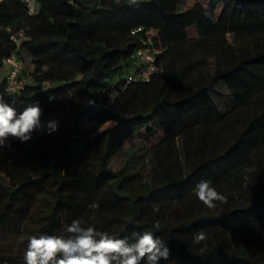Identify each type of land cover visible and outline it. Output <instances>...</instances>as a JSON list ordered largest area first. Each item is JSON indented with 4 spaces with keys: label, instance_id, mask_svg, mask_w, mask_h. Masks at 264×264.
<instances>
[{
    "label": "trees",
    "instance_id": "obj_1",
    "mask_svg": "<svg viewBox=\"0 0 264 264\" xmlns=\"http://www.w3.org/2000/svg\"><path fill=\"white\" fill-rule=\"evenodd\" d=\"M37 2L30 14L21 0H0V67L19 54L30 76L22 99H40L42 123L44 98L65 95L66 105L56 132L36 130L27 142L9 137L10 147L0 149V264H25L32 236H67L75 219L116 238L153 232L171 249L160 264H264V112L254 98L264 94V0H183L181 8L180 0ZM136 26L143 29L132 34ZM16 31L24 34L19 45ZM140 35L162 48V71L125 85ZM217 81L248 120L218 155L195 149L184 174L176 138H190L194 128L202 136L226 118L210 96ZM135 138L151 149L149 181L128 163L111 166ZM253 172L250 200L239 201L236 192ZM201 180L227 203L203 205L193 191ZM189 195L195 205L168 216L150 210ZM201 230L211 236L195 242Z\"/></svg>",
    "mask_w": 264,
    "mask_h": 264
},
{
    "label": "clouds",
    "instance_id": "obj_2",
    "mask_svg": "<svg viewBox=\"0 0 264 264\" xmlns=\"http://www.w3.org/2000/svg\"><path fill=\"white\" fill-rule=\"evenodd\" d=\"M7 93L13 97V103H7L0 93V149L10 147L9 137L27 142L36 130L43 132L46 128L48 134L58 130L57 120L42 125V110L38 102L29 103L18 114L14 106L18 95H13L10 89ZM55 99L52 95L48 97L49 103ZM20 102L23 104L22 100ZM193 191L208 209H215L216 202L227 203V197L218 192L209 180L199 181ZM89 208L96 210L99 205L92 203ZM83 223L81 219L73 220L66 227L67 236H32L24 253L25 264H160L171 255L167 243L151 231H133L130 237L116 238L94 227H84ZM153 227L158 229L159 221L154 222ZM195 239L205 240L206 233L201 230Z\"/></svg>",
    "mask_w": 264,
    "mask_h": 264
},
{
    "label": "rangeland",
    "instance_id": "obj_3",
    "mask_svg": "<svg viewBox=\"0 0 264 264\" xmlns=\"http://www.w3.org/2000/svg\"><path fill=\"white\" fill-rule=\"evenodd\" d=\"M87 1V0H86ZM183 6V0H180L179 8ZM53 84H50L51 86ZM211 99L218 110L220 115H225V119L220 123H214L209 132L201 136V131L199 128L192 129L190 133V138L185 136L177 137L175 141L176 148L180 154V164L176 162V167L180 168L181 171L185 174L188 172L191 161L192 154L195 149L200 148V153L203 152L205 155L216 156L223 149L229 147L230 144L234 142V136L239 134L246 125L248 117L244 112V109L235 104L229 89L223 81H217L213 88L210 90ZM255 101L261 103V107L258 109L261 112H264V94L255 96ZM66 105L65 95L58 96L56 102L52 101L49 103L48 98H44L42 101V108L45 110L46 119L42 125H46L50 120H57L60 114L62 113L63 105ZM262 127V126H261ZM264 129V128H262ZM216 130L217 137L214 138L213 131ZM261 133H258L264 136V130H261ZM185 148H188V151L185 153ZM261 153H264V139L259 147ZM125 163H128L129 170L135 172L139 175L141 180L149 181L151 176V166L153 164V157L150 147L144 143L141 139H132L128 141L125 146L120 150V152L112 158L111 166L113 168H118ZM261 164L264 165V159L261 158ZM248 172V171H247ZM253 172L252 175H248L246 181L240 185L239 192H236V198L239 201H249L253 190L257 184L256 175ZM213 187L216 185L212 184ZM224 188L225 185L223 184ZM196 199L192 196H186L180 200H173L169 207L163 208L159 205H151L150 210L154 214H161L163 217L168 216L172 209L177 207H191L195 205ZM220 204V202H218ZM206 233V239L201 241L204 243L211 236L208 232ZM21 238H26L27 234H21ZM1 240L8 241L7 237H1ZM195 242L196 239H194Z\"/></svg>",
    "mask_w": 264,
    "mask_h": 264
},
{
    "label": "built area",
    "instance_id": "obj_4",
    "mask_svg": "<svg viewBox=\"0 0 264 264\" xmlns=\"http://www.w3.org/2000/svg\"><path fill=\"white\" fill-rule=\"evenodd\" d=\"M24 2L27 11L34 14L38 11L37 0H21ZM143 29L142 26H136L130 30L135 34ZM24 38L23 31H16L11 35V39L16 45H19ZM162 48L155 44L151 36H142L138 38V44L131 54V68L127 72L125 85L130 82L149 81L153 74L161 72L162 69L156 63L157 56L161 54ZM30 83V76L23 71V61L16 52L11 53L2 60L0 67V93H3L7 103H13V97L7 93L10 89L13 95H18L15 99L17 111H22L29 103L41 104L38 97H27L22 99V91ZM23 101L21 104L20 101Z\"/></svg>",
    "mask_w": 264,
    "mask_h": 264
}]
</instances>
